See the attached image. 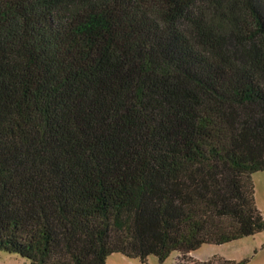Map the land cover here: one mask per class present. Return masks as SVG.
Listing matches in <instances>:
<instances>
[{
  "label": "trees",
  "instance_id": "trees-1",
  "mask_svg": "<svg viewBox=\"0 0 264 264\" xmlns=\"http://www.w3.org/2000/svg\"><path fill=\"white\" fill-rule=\"evenodd\" d=\"M260 172L264 0H0V251L186 259L264 232Z\"/></svg>",
  "mask_w": 264,
  "mask_h": 264
},
{
  "label": "rangeland",
  "instance_id": "rangeland-1",
  "mask_svg": "<svg viewBox=\"0 0 264 264\" xmlns=\"http://www.w3.org/2000/svg\"><path fill=\"white\" fill-rule=\"evenodd\" d=\"M255 187V200L264 217V172L252 176ZM245 261V264H264V232L245 237L224 245H204L200 250L184 259L173 253L164 263L156 257H149L146 263L130 259L120 254L110 256L106 264H199L210 260ZM0 264H30L16 254L0 251Z\"/></svg>",
  "mask_w": 264,
  "mask_h": 264
},
{
  "label": "crops",
  "instance_id": "crops-1",
  "mask_svg": "<svg viewBox=\"0 0 264 264\" xmlns=\"http://www.w3.org/2000/svg\"><path fill=\"white\" fill-rule=\"evenodd\" d=\"M194 253H192L191 255H193Z\"/></svg>",
  "mask_w": 264,
  "mask_h": 264
}]
</instances>
